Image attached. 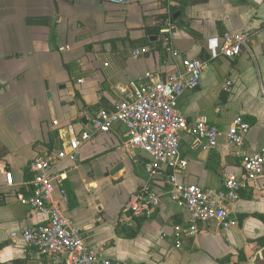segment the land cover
<instances>
[{"label": "crops", "instance_id": "crops-1", "mask_svg": "<svg viewBox=\"0 0 264 264\" xmlns=\"http://www.w3.org/2000/svg\"><path fill=\"white\" fill-rule=\"evenodd\" d=\"M164 2L176 3L0 0V264H53L11 237L44 219L20 202L30 194L27 164L56 151L48 149L51 131L57 130V139L67 147L86 127L88 107L113 110L128 83L146 72L164 78L181 70L184 59L207 60L198 87L177 99L181 114L188 123L204 117L224 130L241 116L250 125L241 152L264 149V0H208L186 8L173 22L176 56L162 48L123 60L111 50L108 39L141 38V13L162 11ZM219 26L223 33L249 34L239 56L211 58L207 41L221 36ZM70 62L79 64L83 76L78 80L63 67ZM225 80L232 82L227 92L222 90ZM127 137L124 126L115 124L83 143L74 163L61 166L62 185L69 192L64 214L85 231L101 256L129 264H264V223L257 216L264 215V177L241 189L229 205L235 225L222 228L211 222L178 239L174 226L186 224L188 212L167 194L165 172L148 183L157 195L151 213L139 227L129 216L127 207L147 178L144 156L125 148ZM180 151L187 166L178 177L187 183L219 188L225 174L241 170L240 157L224 137L203 150L199 139L183 132Z\"/></svg>", "mask_w": 264, "mask_h": 264}, {"label": "built area", "instance_id": "built-area-1", "mask_svg": "<svg viewBox=\"0 0 264 264\" xmlns=\"http://www.w3.org/2000/svg\"><path fill=\"white\" fill-rule=\"evenodd\" d=\"M126 2V0H116ZM173 21L169 18L161 29V47L172 55L179 52L172 48ZM249 41L248 33H223L207 41L211 58L224 56L233 59L240 55ZM146 47H137L131 55L140 57L148 53ZM207 60L191 58L183 60V68L159 78L146 72L137 81H130L113 110L98 108L83 112L86 127L74 136L68 146L32 159L27 164L30 174V194L20 197V202L44 215L40 223L23 226L11 237L21 239L29 247L49 259L53 264H129L123 260L101 256L88 242L83 229L64 214L69 192L62 185L65 177L63 162L74 163L80 146L97 133L108 132L115 124L124 126L127 141L125 148L139 151L144 156L143 170L147 184L130 201L127 210L131 217L148 216L157 205V195L149 182L166 173L167 194L178 207L188 212L186 224H176V236L196 233L200 225L215 223L227 228L236 224L230 204L241 189L264 177V149L242 153L245 135L250 125L241 116L236 117L227 129L210 124L198 117L188 123L177 107V99L185 90L196 89ZM232 82L222 83L223 91H230ZM189 132L199 139L200 147L208 150L217 146L224 137L240 157L239 173H227L219 188H205L179 179L178 173L187 166L180 151L181 133ZM7 184H12L10 173L5 174ZM176 246L180 243L177 241Z\"/></svg>", "mask_w": 264, "mask_h": 264}, {"label": "trees", "instance_id": "trees-1", "mask_svg": "<svg viewBox=\"0 0 264 264\" xmlns=\"http://www.w3.org/2000/svg\"><path fill=\"white\" fill-rule=\"evenodd\" d=\"M208 0H175V4H168L167 2L163 3L164 9L159 12L155 13H146L142 12L141 13V29L144 32V35L139 38V39H131L130 36L127 34L124 37H119V38H111L106 40V43L110 44L111 50L116 51L121 55L122 59L125 60L128 58L131 54V51L134 48L137 47H146L149 52H155V51H161V41H160V36H161V29L164 27L165 21L169 18L173 22H177L179 17L176 20H173V14L176 11H179L180 14L188 7L197 5V4H203L206 3ZM55 26V25H54ZM54 26L51 28V34L53 35L54 32ZM187 30L191 32L193 35L196 34L194 33L193 30L189 29L188 26H186ZM220 34H223L222 29L219 26ZM53 31V32H52ZM51 35V36H52ZM55 36L53 35L51 38L53 39ZM152 38V39H150ZM121 45V48L119 46ZM64 69L69 73V76L73 78L74 80H78L83 76V74L79 71V64L76 62H70V63H64L63 64ZM76 96H78V92H76ZM100 105H95L93 107H88L89 110H95L99 107ZM58 137V132L57 130L51 131L50 137H49V142H48V149L49 151L58 149L61 145V141L57 139ZM1 149H4L3 146ZM258 218L264 223V215L259 214L257 215ZM147 216H141V217H135L137 221V227L140 226L142 221L146 218ZM133 235L135 232L132 233Z\"/></svg>", "mask_w": 264, "mask_h": 264}, {"label": "water", "instance_id": "water-1", "mask_svg": "<svg viewBox=\"0 0 264 264\" xmlns=\"http://www.w3.org/2000/svg\"><path fill=\"white\" fill-rule=\"evenodd\" d=\"M180 15V12L179 11H176L174 14H173V20H176L178 18V16ZM152 39V38H150ZM45 89H46V94L47 96L49 97L50 96V92H49V88H48V85H47V82H45Z\"/></svg>", "mask_w": 264, "mask_h": 264}]
</instances>
